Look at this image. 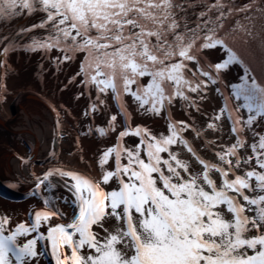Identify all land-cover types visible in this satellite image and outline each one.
<instances>
[{
	"label": "snow or ice",
	"instance_id": "snow-or-ice-1",
	"mask_svg": "<svg viewBox=\"0 0 264 264\" xmlns=\"http://www.w3.org/2000/svg\"><path fill=\"white\" fill-rule=\"evenodd\" d=\"M20 56L75 109L17 156L0 264H264V0H0V105Z\"/></svg>",
	"mask_w": 264,
	"mask_h": 264
},
{
	"label": "bare ground",
	"instance_id": "bare-ground-1",
	"mask_svg": "<svg viewBox=\"0 0 264 264\" xmlns=\"http://www.w3.org/2000/svg\"><path fill=\"white\" fill-rule=\"evenodd\" d=\"M30 58V64L26 63L23 56L16 58L17 62L12 65L13 73L7 81L11 93L8 103L0 105V207L5 208L9 214L15 211L18 219L24 218L29 203L25 195L28 185L22 177L17 187L9 186L10 182L15 183L20 177L17 156H34V166L39 170L40 161L52 146L53 116L48 105L65 103L75 109L70 93L53 95L57 81L50 78L47 71L41 82L37 67L39 57ZM63 76L60 75V80H64ZM75 135L71 125L65 124V139L57 140L56 151L67 166L83 170L91 152H88L84 162H77L79 151L72 142ZM85 147L90 148V142L85 141ZM69 151L72 155H69ZM8 206L10 209H7Z\"/></svg>",
	"mask_w": 264,
	"mask_h": 264
},
{
	"label": "rangeland",
	"instance_id": "rangeland-1",
	"mask_svg": "<svg viewBox=\"0 0 264 264\" xmlns=\"http://www.w3.org/2000/svg\"><path fill=\"white\" fill-rule=\"evenodd\" d=\"M30 60H32L31 58H27L26 59V63H28V64H30L31 63V61ZM64 77V76H63ZM7 209H10V206H8L7 207ZM12 209V208H11ZM4 210H6L5 208H3L2 206L0 207V212H3ZM15 216H16V213H15V211H14V213H13Z\"/></svg>",
	"mask_w": 264,
	"mask_h": 264
}]
</instances>
